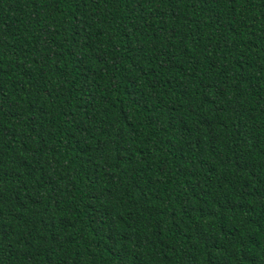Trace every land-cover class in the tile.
<instances>
[{
  "label": "trees",
  "instance_id": "trees-1",
  "mask_svg": "<svg viewBox=\"0 0 264 264\" xmlns=\"http://www.w3.org/2000/svg\"><path fill=\"white\" fill-rule=\"evenodd\" d=\"M0 264H264V0H0Z\"/></svg>",
  "mask_w": 264,
  "mask_h": 264
}]
</instances>
